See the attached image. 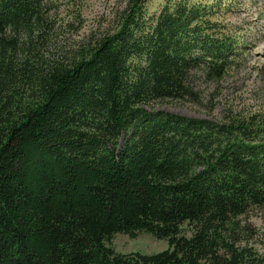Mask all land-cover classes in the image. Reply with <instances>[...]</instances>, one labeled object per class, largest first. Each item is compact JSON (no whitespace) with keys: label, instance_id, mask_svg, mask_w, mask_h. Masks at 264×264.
<instances>
[{"label":"trees","instance_id":"trees-1","mask_svg":"<svg viewBox=\"0 0 264 264\" xmlns=\"http://www.w3.org/2000/svg\"><path fill=\"white\" fill-rule=\"evenodd\" d=\"M53 1L0 0V264H264L233 233L264 204L262 112L148 107L238 60L245 41L218 17L233 5L126 0L114 31L67 57L49 50ZM141 232L168 247L111 246Z\"/></svg>","mask_w":264,"mask_h":264},{"label":"rangeland","instance_id":"rangeland-1","mask_svg":"<svg viewBox=\"0 0 264 264\" xmlns=\"http://www.w3.org/2000/svg\"><path fill=\"white\" fill-rule=\"evenodd\" d=\"M164 1L148 0V12L158 11ZM219 1L233 5L232 9H222L218 17L230 33L245 41L246 48L220 80H204L196 73L190 83V97L154 102L149 108L213 122L225 121L232 115H264V0ZM125 3L126 0H54L50 10V53L70 57L80 46L114 31ZM235 222V246L249 248L255 256L264 257V204L250 207ZM182 233L190 236L188 225L182 226ZM111 246L123 254H153L168 244L141 232L135 238L117 233Z\"/></svg>","mask_w":264,"mask_h":264}]
</instances>
